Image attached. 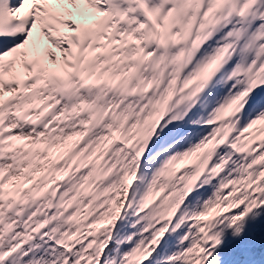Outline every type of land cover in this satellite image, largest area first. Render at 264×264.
Masks as SVG:
<instances>
[{
  "label": "snow or ice",
  "instance_id": "snow-or-ice-1",
  "mask_svg": "<svg viewBox=\"0 0 264 264\" xmlns=\"http://www.w3.org/2000/svg\"><path fill=\"white\" fill-rule=\"evenodd\" d=\"M214 79L196 142L134 190ZM249 225L264 228V0H0V264H236Z\"/></svg>",
  "mask_w": 264,
  "mask_h": 264
},
{
  "label": "rangeland",
  "instance_id": "rangeland-1",
  "mask_svg": "<svg viewBox=\"0 0 264 264\" xmlns=\"http://www.w3.org/2000/svg\"><path fill=\"white\" fill-rule=\"evenodd\" d=\"M226 31V29H225ZM250 58V57H249ZM218 79V78H217ZM217 79H214L212 81V84H210L207 88L206 91L203 93V96L201 98H204L205 102L206 100H208V103H202V101H200V99L197 100V103L188 111L189 114H191V116H185L182 120H180L179 122L185 120L186 118H200V116L205 114V110L202 109L203 106H205V104H207L206 109H212L215 106V103L217 102L218 98L220 96L223 95V91H226V88L222 91L220 88V85H218L217 83ZM203 105V106H202ZM192 114H194L192 116ZM175 123L173 126H167L163 129V131H161V133L163 134H167L166 137H164L166 140L170 139V143L165 147L166 150L164 151H168V152H174L176 150L182 149V148H186L188 146V139H191L192 143H195L196 140L198 139V136L196 135V133L199 131H192V130H182V133L177 137L175 136L172 140L171 138L174 136L175 134V127H176ZM162 134H159L157 136V138H160ZM186 134H188L186 136ZM177 137V138H176ZM170 145H174V147H169ZM161 150V149H160ZM159 151V150H158ZM158 151H156L155 153H157ZM154 153V154H155ZM163 153V152H162ZM153 154V155H154ZM149 156L146 161H145V165L143 167L145 174L136 184H134L133 189H140L142 190L143 187L146 185V183L148 182V180L150 179L151 173L154 170L155 167H157L159 165V162H161L162 160H158L160 158V155H154V156ZM127 222H129V218H127ZM259 230V235L262 233V231L264 230V228H262L259 225H249V234L247 237H245L244 240L237 242V251L240 252L249 262H252L254 257H253V250H251V245L254 244L255 247L258 243L257 242V237L254 236L253 230ZM174 237L173 236H168L166 235L164 240L161 242L160 248L157 250V255H161L162 253H166L167 251L170 250V244L173 241ZM236 264H238V261H236Z\"/></svg>",
  "mask_w": 264,
  "mask_h": 264
},
{
  "label": "flooded vegetation",
  "instance_id": "flooded-vegetation-1",
  "mask_svg": "<svg viewBox=\"0 0 264 264\" xmlns=\"http://www.w3.org/2000/svg\"><path fill=\"white\" fill-rule=\"evenodd\" d=\"M177 123V122H176ZM175 123H173V124H169V126H173ZM159 134H162L161 133V131L159 132ZM158 134V135H159ZM167 136V134H162L161 135V137L160 138H157V136L156 137H154L153 138V140H152V142L149 144V146H148V149H147V152H146V154H145V157H144V160L141 162V166H140V170H139V172H138V174H141L142 176H144V175H146L145 174V171H144V169H143V167H144V165H145V161H146V159L149 157V156H152L156 151H158L157 153H155L154 155H160V158L158 159L159 161L160 160H163L167 155H169V154H171V152H168V151H164V150H166V146L170 143V139L169 140H166L164 137H166ZM175 136H173L172 138H171V140L174 138ZM171 144V143H170ZM161 149V150H160ZM163 152V153H162ZM153 155V156H154ZM160 163V162H159ZM137 182H139V181H137ZM136 182V183H137ZM135 183V184H136ZM124 226H123V228H126V223H127V220H125L124 221ZM123 224V223H122ZM121 224V225H122ZM122 228V229H123Z\"/></svg>",
  "mask_w": 264,
  "mask_h": 264
},
{
  "label": "trees",
  "instance_id": "trees-1",
  "mask_svg": "<svg viewBox=\"0 0 264 264\" xmlns=\"http://www.w3.org/2000/svg\"><path fill=\"white\" fill-rule=\"evenodd\" d=\"M127 220V217L125 218ZM123 223V224H122ZM122 224V225H121ZM121 224L117 225V232H120L124 226V221L121 222ZM254 236L257 237V242L258 243L255 247L254 244L251 245V250H253V261L249 262L240 252L237 251L238 253V264H264V242L261 241V237L264 236V230L262 233L259 235V230L255 229L253 230Z\"/></svg>",
  "mask_w": 264,
  "mask_h": 264
},
{
  "label": "bare ground",
  "instance_id": "bare-ground-1",
  "mask_svg": "<svg viewBox=\"0 0 264 264\" xmlns=\"http://www.w3.org/2000/svg\"><path fill=\"white\" fill-rule=\"evenodd\" d=\"M210 84H212V82H211ZM210 84H209V85H210ZM209 85H208V86H209ZM205 91H206V89H205ZM205 91H204V92H205ZM204 92H203V93H204ZM203 93H202V94L199 96V98H198V99H200V101H202V102L204 101V98H201V97L203 96ZM205 102L208 103V100H206ZM203 110L207 111L208 109H206V107H205V108H203ZM205 111H204V112H205ZM193 115H194V114H192V116H193ZM186 116H191V114L188 113ZM178 122H179V121H177V123H178ZM174 123H176V122H174ZM172 124H173V123H172Z\"/></svg>",
  "mask_w": 264,
  "mask_h": 264
},
{
  "label": "water",
  "instance_id": "water-1",
  "mask_svg": "<svg viewBox=\"0 0 264 264\" xmlns=\"http://www.w3.org/2000/svg\"><path fill=\"white\" fill-rule=\"evenodd\" d=\"M248 234H249V232H246V236H245V237H247V236H248Z\"/></svg>",
  "mask_w": 264,
  "mask_h": 264
}]
</instances>
